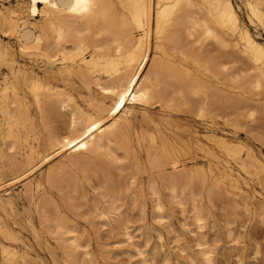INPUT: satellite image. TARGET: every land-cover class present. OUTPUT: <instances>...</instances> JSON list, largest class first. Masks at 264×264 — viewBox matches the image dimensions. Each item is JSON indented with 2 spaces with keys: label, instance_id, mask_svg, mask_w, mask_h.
<instances>
[{
  "label": "bare ground",
  "instance_id": "6f19581e",
  "mask_svg": "<svg viewBox=\"0 0 264 264\" xmlns=\"http://www.w3.org/2000/svg\"><path fill=\"white\" fill-rule=\"evenodd\" d=\"M15 1L17 3L15 7L0 6V31L3 34L12 36L17 42L16 50H13L8 44H0V66L3 65L7 68V74L3 77V82L0 83V115L3 117V123L6 126L5 137L10 138L9 140L13 139V142L9 143V149L15 147V144H19L21 141L25 142L26 147L23 155H21L22 157L16 158L19 160H15L14 158L11 161L9 158L11 163L19 168L16 170L17 168L14 167L16 168V171H14L20 172L14 174L13 170H10L14 175H17L6 180L0 174V186L11 182L15 178L28 177L29 173L35 171L37 166H41V164L46 163L54 155H58L57 165L55 164L53 167L45 169L35 180L29 179L23 188L28 193L25 198L29 197L27 201H30L34 205L37 213H41L39 214L41 215V219L47 212L52 214H49V216H52L51 218L53 219H50V223L47 225L43 222V226L46 225L44 227L47 228L46 230L49 229L53 234L56 233L58 235L57 239L61 243V246L59 244L58 246L65 249L69 254H73L79 248H81L82 254H88L87 246L84 245L85 243L79 242V234L74 224L63 215L58 202L51 197L52 195L48 197L49 191L52 188L61 193V196L65 199L64 203L68 208L72 207L71 203L75 204V202L71 201L74 197L80 198L83 201H90V207L97 212L96 215L100 218V222L108 228L109 233L122 230L123 240L128 245H132L134 244V233L129 230L128 223L130 217L125 214L127 210L135 209L145 218V207L149 200L151 218L156 220L166 219L168 212L166 202L163 199L165 192L162 195L161 188L163 187L167 190L168 201L182 207L184 199H186L183 196V192L186 189L191 191L196 185H199V180L203 181L206 179V175L201 176L198 168L186 167V158L183 156V152L177 142L169 140L168 135L159 126H155L154 133L148 134L147 144L142 143V137L138 138L137 145L132 142L130 130L136 117V108L145 107L151 103H160V105L165 106L178 105L177 101H186L188 103L190 102L187 99L188 95H193L196 99H198L197 97L200 99L197 101L190 98V100L192 99L196 103H200L195 111L202 112L207 110L209 107L207 105L209 103L212 105L215 100L216 104H219L220 101L216 98H219L217 94L218 96L222 94L218 91L220 88L213 84L215 88L218 87L215 91L213 85H211L212 83L208 84V79V82H206L203 80L205 78H198V75H195L197 74L195 73L196 71L194 74L191 72L193 70L190 71L184 64L186 56H194L193 46L195 43L197 45L199 37V43L202 42L201 38L203 40L207 38L211 42L214 40L215 46L218 45L220 48H226L225 50L222 49V51L218 47L219 49H216L218 50V53L216 52L217 57L219 51L227 52L228 49L229 56L224 54L227 56L226 60L228 58V62L234 61L235 65H237V61H235V58L231 60L235 55L233 53L230 54L229 45L231 47V42L241 39L244 42L245 50L250 51L247 53V57L251 63L250 66L248 63L246 65L255 70L254 79L252 77L255 85L264 84L262 83L264 82V46L240 23L231 0ZM245 5L249 14L256 17L264 25V0H245ZM36 16H38L37 19H35ZM151 33L154 36V40H152L154 41L152 42L154 43L152 47L154 51L150 57L149 39ZM233 35L236 36L234 37L236 39H233ZM209 40L208 42H210ZM206 41L205 43H207ZM199 43L198 45H200ZM185 44L187 45L185 46ZM208 45L210 44L207 43L206 47ZM203 46L199 48V52L201 48L203 49ZM234 47L236 48L237 46L235 45ZM208 48L211 47L209 46ZM207 50L205 49L204 54L201 55H205V51L206 53L208 52ZM176 51H180L182 57H178ZM242 52L246 55L245 51ZM85 53L89 54L86 55ZM213 53L215 52L213 51ZM17 54L20 56L38 55L44 58L50 67L53 64H59L58 73L53 75V78H56V80L49 79V76L39 75L38 72L35 73L29 70L30 68H26L19 62ZM224 55L220 53V56ZM214 56H212V59ZM205 57H202V59ZM240 58L237 59L239 64L241 62ZM206 60H202L201 64L206 65L207 63H204ZM210 60L208 59L207 62ZM212 61H210L211 64L208 62L209 65H207L213 68V70L210 68L211 72L215 68V72L217 70L216 74L218 75L223 74L222 71L225 68L229 71L234 65L232 63V67L228 68L227 61L224 63L221 59V64L220 62L213 63L215 60ZM242 61L245 63L247 60L244 61L242 58ZM239 67L241 69L239 68V71L238 69L231 71V75L236 71H238V74L236 72V76L241 74L242 72L240 71L245 68H242L241 65ZM248 67L246 68L248 69ZM219 68L222 70L220 73ZM46 71H51V69ZM59 75L60 77H58ZM224 76L228 77V74ZM240 78H243L242 75ZM58 79L62 82L69 81L70 86L63 87V91L61 89L55 91L54 88L58 87L57 84L60 83ZM241 79L237 77L239 82ZM63 85H67V82H64ZM93 87L98 90L101 98L94 101L91 108L82 107L69 94V91L75 88L89 91ZM225 90L227 89L225 88ZM26 92L32 94L35 105L39 110H46L51 114H60L66 117L65 128H62L63 132L56 133V131H51L47 133L43 148L37 147V143L33 145L28 142L29 131H27V138L25 135L26 131H22L26 125L27 114H29L25 108L26 114L22 112L23 96L21 94H25ZM216 92L217 94L214 96L213 93ZM212 95L215 99L211 97ZM227 96L229 97V95ZM233 96V99L236 98L235 94ZM208 97L213 98L214 101L208 99L207 102ZM228 97H224L225 103H228L226 102V99L228 101ZM229 98L231 99V96ZM233 99L231 105L236 103V99L235 103H233ZM195 101H193V104ZM230 102L227 104L228 106L225 104V107L232 108L233 105L229 106ZM241 102L242 99L239 103L241 104ZM244 102L246 101L244 100ZM220 103L221 105L223 104L222 101ZM192 107L189 104L186 109L191 108V113L193 114L195 111H193ZM212 107L214 108L215 106ZM211 108L209 111L212 110ZM215 108L213 109L214 111ZM238 108L241 107L239 106ZM254 109L256 110V108ZM259 109L261 110V108ZM241 111L238 110L237 114ZM236 112L234 111L233 113ZM251 113L252 111L249 114ZM24 114L27 117H24ZM108 118L111 120L106 123V119L109 121ZM6 139L4 143H6ZM15 148L19 149L18 147ZM12 151H14V148ZM140 151L145 154L149 167L146 180L142 177L137 178V173L139 172L136 170L137 167H134L135 171L125 173L122 167L116 165L120 153L125 157H134ZM6 152L4 154L8 155V152ZM18 152V154H22L20 151ZM17 153H15L16 157ZM12 155L14 154H11V158L14 157ZM124 156L123 158H125ZM136 163L139 164V162ZM238 164L243 170H246L248 167H252L253 169L258 168V165L254 162L250 160L245 161L242 158L238 159ZM129 165L131 167L130 163ZM129 165L125 166V169H129ZM5 166L8 167L7 164ZM139 166L138 169L140 170ZM227 170H229L226 172L227 175L232 176L230 168ZM259 179L263 181L260 176ZM91 182L92 191L89 196L85 186ZM215 182H218V180ZM3 190L7 194L5 197H3L4 195H0V209H4L8 205L12 206L10 192H7L8 189L6 188ZM83 201L80 200V202ZM85 205L88 206L87 203ZM90 207L88 206V208ZM23 208L27 207L24 206ZM70 209L72 210V208ZM74 209L72 211H75ZM191 209L193 211L194 223L199 228L203 227L205 219L199 205L192 202ZM24 211L28 212L27 209ZM75 215L77 216V213ZM46 216L43 219L47 220ZM40 218L38 220L39 223ZM92 222L90 221V223ZM90 223L89 225H91ZM0 232L5 236V239L16 238L14 232L1 221ZM176 237L174 242L178 244L179 237ZM118 242V240L113 241L114 245L118 244ZM207 243L205 240L198 239L197 245L204 261L210 264L212 256ZM0 245H2L1 242ZM14 249L13 247L10 248L9 245H2L0 250L3 263L25 264V255ZM67 252H64V254ZM136 253L144 257L141 249L137 248ZM30 257L28 256V258ZM30 264H33V262H30Z\"/></svg>",
  "mask_w": 264,
  "mask_h": 264
},
{
  "label": "rangeland",
  "instance_id": "374dc122",
  "mask_svg": "<svg viewBox=\"0 0 264 264\" xmlns=\"http://www.w3.org/2000/svg\"><path fill=\"white\" fill-rule=\"evenodd\" d=\"M231 1L236 9L240 23L245 26L249 30V32L254 37H256V39L264 46V25L256 17H253L249 14L245 5V0ZM16 4L17 3L15 0H0V6L2 7H15ZM37 17L38 16H36L35 19H37ZM153 37V33H151L149 39L150 57L153 55L152 52L154 51L152 48L154 44L152 43L154 42L152 41L154 40ZM232 37L233 39H236L234 38L236 37L235 35H233ZM205 39L207 41L201 38L202 42L199 43V37V40L197 42L201 46L198 45V43L197 45L196 43L194 44L193 54H195L193 57H191V55L186 56L184 58V64L189 68L190 71L193 70L191 72L194 73L196 71L195 73L197 74H194L198 75V78H205L206 80H203L206 82H208L209 80L208 84L212 83L211 85L214 84L220 88L219 90L218 87H216L218 91H220L219 93H222L220 94V96H218L217 94L218 91L216 93H213L214 96H216L217 94V97L219 98L216 99H218L220 102L222 101L223 103V101L225 100L224 97H228L227 95H229V97L231 96V99L228 97V101L226 99V102L228 103H225L224 101V105L222 104L223 106L220 102L217 105L215 102L216 100H213L214 96L212 95L211 97L213 98L208 97L207 102L208 99L213 100L214 105H211V103H207V106H209L207 110H204L202 112L198 110L195 111V109L198 108V105L200 104L196 103L195 100L198 101L200 99L199 97H197L198 99H196L195 96L188 95L189 98L187 97V99L188 101H190L188 103L190 104V107L193 106L192 109L193 111H195V113L193 114L191 113V108H189L190 110L186 109L189 106L186 101L185 102L187 104L185 102L177 101L178 105L172 104L170 106L160 105V103H151L152 105L149 104L145 107L136 108V117L130 130V136L132 138V142L135 145H137L136 143L139 137H142V143L147 144L148 134L154 133L155 126H159L168 135L169 140L177 142L178 146L183 152V156L186 158V167L198 168L201 172V176L206 175V179L203 181L199 180V185H196L195 188H193L194 190L192 189L190 191L189 189H186L183 192L184 198L186 197V199H184L183 206L179 207L178 205H175L174 203L168 201V194L166 192L167 190L162 187L161 191L162 195L165 192V195H163V199L166 202L168 212V217L166 219H163L164 221L151 218V206L149 200L147 206L145 207V218H143V216L140 215L135 209L127 210L125 214L130 217L128 223L129 230L134 233V244L128 245L127 242L123 240L124 236L122 230H117L114 233H109L108 228L100 222V218L96 215L97 212L92 210L93 208L90 207V201H83L80 198L74 197L71 201L75 202V204L71 203L72 207L70 208H72V210L75 208V211H72L65 205V199H63L61 193L58 192L55 188H52L49 191L48 197L52 195L51 197H53L58 202L59 208L63 215L67 217L68 220L76 227L79 234V242L82 244L85 243L84 245H86L88 249L87 255L82 254L81 248L74 251L73 254H69L67 251H65V249L60 247L61 243L57 239L58 235L56 233L53 234L51 230L48 229L50 231L49 232L48 230H46L47 228H44L48 223H50V219H53L51 218L52 216H49V214L51 213L47 212L45 214L47 215V220L43 219L45 215H42V220L40 218L41 215H39L41 213H37L34 205L30 201H27L29 200V197L27 199L25 197L28 195V193L23 190L24 185L29 181V179L35 180V178L38 177V175L45 169L51 166L53 167L58 162L59 156L54 155L53 157H51V159L46 161V163L41 164V166H37L35 168V171H31L30 173H34L33 175L29 173L30 176L28 175V177L22 176L18 179L15 178L11 182L0 186V195H4L3 197H5L7 193L3 189L6 188L8 189L7 192H10V197L12 200L11 207L8 205L4 209H0V221L5 224L7 228H10L16 235L15 239H5V236L0 232V242L3 246H5V244L9 245L10 248L13 247V249L15 248L14 250L25 255V258L28 259H25V264H30V262H33V264H208L204 261L197 245L198 239H200L208 242L207 244L209 245L212 256L210 264H264V84L255 85V83L253 82V79L255 77V70L253 68H249L246 65L248 63V65L250 66L251 63V61L247 57V53L250 51L245 50L246 48L244 47V42L241 39H236V42H231V47L229 45L230 54L233 53L235 55V57L232 56L233 58L231 60H234L235 58V61H237V65H235L234 61L228 62V58L226 60L227 56H225L224 54H229L228 49V53L225 51V53L219 51L217 57L216 54L218 53V50L216 49H219L220 46H215V41L212 38L211 39L214 41H212L213 43L211 42V40L207 38ZM208 40L210 42H208ZM205 41L210 45L206 47L207 43H205ZM0 44H8L12 47L13 50H16L17 48V42L15 41V39L8 34H3L1 31ZM234 44L237 46L236 48H233V46H235ZM186 45L187 44H185V46ZM202 46L203 49L201 48V51L199 52V48ZM209 46L211 48H208ZM205 49H208V52L206 53L205 51V55L202 56L201 54H204L203 52ZM222 49H224V47H221L219 50ZM233 49L235 50L232 51ZM213 51L215 53L212 54ZM242 51H245L246 55L243 54ZM176 53L178 54V57H182V53L180 51H176ZM220 53H222V55L224 56H220ZM88 54L89 53H87L86 55ZM211 54L212 56L215 55L213 59L212 56H210ZM195 55H198L197 58ZM17 56L19 62L26 68H30L29 70L35 73L38 72L39 75L49 76V79L56 80V78H53V75L58 73L59 64L56 63L55 65L53 64L50 67V65L46 63L44 58L38 55L20 56L17 54ZM208 56H210L211 58ZM202 57H205L206 59L208 58L209 60L211 59L210 61L215 60L214 62L212 61L213 63L220 62L221 64V59L224 61V63L225 61H227L226 64L228 65V68L232 63L234 65L233 67L231 66L232 69H229V71H227V68L224 69L225 71H222L219 68V73L220 71H222L223 74L221 73L218 75L216 74L217 70L215 72V68L214 71H210L211 69L213 70L211 66H208V62L210 63V61L207 62L208 59H202ZM239 57H241L240 64L237 60L239 59ZM242 58L244 61H247L244 63L242 61ZM197 59L200 60V62H198ZM202 60H206V62L204 63H207L208 65L201 64ZM240 65L245 69H242L240 71L242 73L236 76V72L238 74ZM246 67H248V69ZM49 69H51V71H46ZM236 69H238V71L232 73L231 75V71H234ZM5 74H7V68L6 66L1 65L0 83L3 82V77L5 76ZM225 74H228V77H226L227 75L224 76ZM241 75L244 80L243 78H240ZM58 77H60V75ZM237 77L241 79L240 82L237 80ZM59 82L60 83L57 84L58 87L54 88L55 91H57V89L58 91L59 89L63 91V87L66 88L67 86H70L69 81L62 82L61 80H59ZM64 82H67V85H63ZM241 84H243L244 86ZM214 85L213 87L216 91L217 89ZM213 87L211 88L213 89ZM225 88L227 90H225ZM212 89L211 91H213ZM69 94L79 105L84 108H91L92 103L101 98L100 93L94 87L89 91L82 88H75L74 90H70ZM234 94L236 98L233 99L232 97H234ZM21 95L23 96L22 112H25V114V110L29 112V114H27L28 118L25 123L26 125L22 131H26V138L27 131H29L27 138L28 142L33 145H36L37 143V147L43 148L45 145L46 137L48 135L47 133L51 131H56V133L63 132V129L65 128L66 117L60 114H51L46 110H42L43 112H45L43 113L36 107L34 99L30 92H26L25 94ZM221 95L224 97H222ZM190 98H193L195 100L191 99V101ZM229 99L231 100V102ZM232 99L234 100L233 103H235L236 99V103L234 105L232 104L234 107L231 105ZM241 99L242 102L240 104L239 102L241 101ZM106 100H108V98H106ZM244 100L246 102H244ZM193 101H195L194 104ZM229 102V106H232V108L225 107V104L226 106H228L227 104H229ZM184 104L186 105L184 106ZM242 104L245 106H243ZM204 105L206 106V104ZM212 106L216 107H214L215 111L213 110L214 108ZM239 106L242 108V111L241 108H238ZM235 107L236 109H234ZM210 108L212 109L211 111H209ZM254 108H256L257 111ZM259 108H261V110ZM238 110L241 111L239 112V114H237ZM234 111L237 112L233 113ZM251 111L252 113L249 114ZM25 114L24 117H27L25 116ZM43 115H45L46 117ZM2 118L3 117L0 115V174L2 178L6 180L13 176H16L20 172H15L19 168L18 166L12 164L11 161L14 158L15 160H19L16 158H19L21 155H23L26 146L25 142L21 141L19 144L16 143L17 146L15 144V147H18L19 149L15 147H13L14 151H12L13 148L9 149V145L11 144L10 142H13V139L9 140L10 138L8 139V137H5L6 126L3 123L4 121ZM108 119L109 121L106 119V123L110 122L111 120L110 118ZM29 121H31V123H29ZM45 123H47L48 125ZM157 123L159 124L156 125ZM22 133L24 134V132ZM5 138L9 140L8 141L6 139V143H4ZM5 144H7V147L5 146ZM5 151L8 152H6L8 155L4 154ZM18 151H20V153L22 154H18ZM15 153H17V157ZM11 154H14L12 155L14 157L11 158ZM123 156L124 155L120 153L118 157L119 160L117 159L116 165L118 167H122L125 173L129 171H135L134 167H137V169L135 168L139 171H137V178L142 177L144 180H146L147 170L149 167L145 154L140 151L138 154H135L134 157L124 156L125 158H123ZM3 158L6 160H4ZM9 158L11 159V161ZM240 158L244 159L245 161L250 160L254 162L258 165V168L253 169L252 167H248L249 169L246 168V170H243L238 164V159ZM136 162H139V164ZM4 163L5 165L7 164L8 167H6L5 165L3 166ZM9 163L11 166L9 165ZM129 163L131 164V167ZM137 164L138 166L140 165V170L138 169V166H136ZM128 165L130 168L125 169V166ZM14 167H16L17 169ZM228 168H230V173L232 176L227 175L226 172L229 171L227 170ZM10 170H13L14 174H17L14 175ZM258 175L261 177V179H263V181L259 179ZM217 180L218 182H215ZM91 185L92 182L90 184H86L85 186L87 194L89 196L92 191ZM23 194L26 195L24 196ZM80 200L83 202H80ZM85 202L90 208L85 205ZM192 202H195L199 205L200 211L204 216L205 223L201 228L197 227L193 221V211L191 209ZM24 206L27 208H23ZM26 209L28 210V212L24 211ZM71 212H73L74 214H71ZM75 213H77V216L75 215ZM78 216H80L81 218ZM90 216L92 218H95L92 219ZM39 218L41 219L40 223L38 221ZM89 220L91 222L94 220V222L90 223ZM43 222L46 223V225L44 224L45 226H43ZM89 223L91 225H89ZM92 225L94 226V228ZM176 236L179 237L178 244L174 242ZM114 240H118V244L114 245ZM58 244L60 246H58ZM2 245H0V249ZM137 248L143 251L144 257L136 253ZM64 252L67 253L64 254ZM1 256L2 255L0 250V264H4ZM28 256H31V259L28 258ZM32 258L35 260H33ZM73 260H75V262H73Z\"/></svg>",
  "mask_w": 264,
  "mask_h": 264
}]
</instances>
